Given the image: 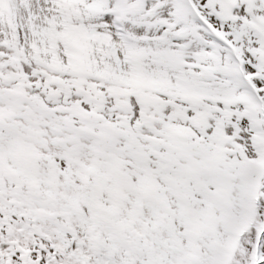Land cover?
I'll use <instances>...</instances> for the list:
<instances>
[{"label": "snow or ice", "instance_id": "snow-or-ice-1", "mask_svg": "<svg viewBox=\"0 0 264 264\" xmlns=\"http://www.w3.org/2000/svg\"><path fill=\"white\" fill-rule=\"evenodd\" d=\"M0 264H264V0H0Z\"/></svg>", "mask_w": 264, "mask_h": 264}]
</instances>
